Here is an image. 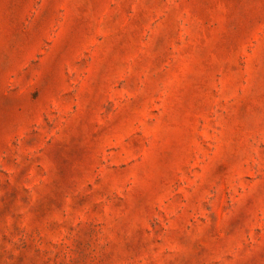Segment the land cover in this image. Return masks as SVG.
Instances as JSON below:
<instances>
[{
  "label": "rangeland",
  "instance_id": "1",
  "mask_svg": "<svg viewBox=\"0 0 264 264\" xmlns=\"http://www.w3.org/2000/svg\"><path fill=\"white\" fill-rule=\"evenodd\" d=\"M0 264H264V0H0Z\"/></svg>",
  "mask_w": 264,
  "mask_h": 264
}]
</instances>
